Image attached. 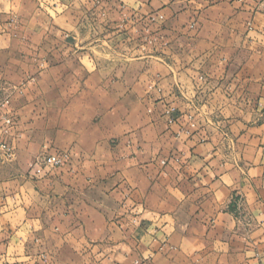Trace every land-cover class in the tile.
<instances>
[{
  "label": "crops",
  "instance_id": "obj_1",
  "mask_svg": "<svg viewBox=\"0 0 264 264\" xmlns=\"http://www.w3.org/2000/svg\"><path fill=\"white\" fill-rule=\"evenodd\" d=\"M73 1L0 0V264H264V0L99 1L162 13L184 41L157 52L100 59L66 16L68 46H22ZM48 148L68 163L27 179Z\"/></svg>",
  "mask_w": 264,
  "mask_h": 264
},
{
  "label": "rangeland",
  "instance_id": "obj_2",
  "mask_svg": "<svg viewBox=\"0 0 264 264\" xmlns=\"http://www.w3.org/2000/svg\"><path fill=\"white\" fill-rule=\"evenodd\" d=\"M99 1L101 0H74L69 5L65 3L62 4L63 6L59 3L58 6L54 5L57 8V10L54 9V12L61 15L62 18L56 19L54 22L51 21L49 24L46 23V20H41L42 24L46 23V26H49V30L47 29L46 32L47 34L34 37L25 36L23 37L24 43L22 46H68L69 42L64 34V29H59V25L63 26L65 16L68 17V20L72 24H78L79 42H82L86 46H102L105 49L102 52L105 55H99V51H92L91 55L94 54L100 59L108 58L110 55H116L115 52L122 53V51H118L121 48L120 46H135L138 51L145 53L146 48L157 52L159 46H167V44L180 46L184 41L181 36L182 34L171 38V41H167V35L164 32L166 30L165 17L162 13L129 12V9L125 5H121L118 8L110 3L101 4ZM188 34L190 33H184L183 35L185 38L192 37V35L190 36ZM39 41L42 42L37 44ZM138 51L136 54H141ZM62 52L63 50L61 54L64 56ZM48 62L49 59L47 57H42L38 67L43 69ZM29 74L27 79L32 80L34 76L31 73ZM22 86L23 84H10L0 78V139L5 140L12 148L10 156H6L0 151V162L14 160V139L16 137L15 128L17 119L11 102L13 100V94ZM6 118L10 119L9 124L4 122ZM55 152L68 153V157L60 166L51 167L37 163L41 156ZM68 159V151L48 148L38 152L26 164V171L23 172L27 179H41L66 165ZM16 167L19 168L17 165Z\"/></svg>",
  "mask_w": 264,
  "mask_h": 264
},
{
  "label": "built area",
  "instance_id": "obj_3",
  "mask_svg": "<svg viewBox=\"0 0 264 264\" xmlns=\"http://www.w3.org/2000/svg\"><path fill=\"white\" fill-rule=\"evenodd\" d=\"M173 109H174L173 107H169L167 109V112L172 111ZM4 122L6 124H9L10 119L6 118ZM0 151L3 152V154H5L6 156H10L12 152V148L5 140L0 139ZM67 157H68V153L66 152H55L41 156L37 163L39 165H44V166L58 167L66 160Z\"/></svg>",
  "mask_w": 264,
  "mask_h": 264
}]
</instances>
